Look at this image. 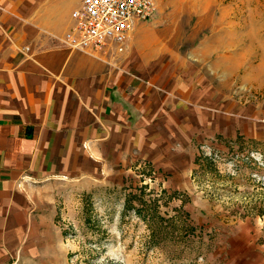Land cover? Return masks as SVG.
Here are the masks:
<instances>
[{"label": "rangeland", "instance_id": "374dc122", "mask_svg": "<svg viewBox=\"0 0 264 264\" xmlns=\"http://www.w3.org/2000/svg\"><path fill=\"white\" fill-rule=\"evenodd\" d=\"M14 1L4 0L5 14ZM47 1L18 0L26 13ZM156 5L139 34L155 40L182 88L195 83L210 113L227 120L214 125V142L196 145L200 163L180 188L149 165L125 183L41 185L29 264H264V0ZM182 214L194 233L179 243L169 231L181 227ZM152 229L160 231L156 243Z\"/></svg>", "mask_w": 264, "mask_h": 264}, {"label": "crops", "instance_id": "0c3cea01", "mask_svg": "<svg viewBox=\"0 0 264 264\" xmlns=\"http://www.w3.org/2000/svg\"><path fill=\"white\" fill-rule=\"evenodd\" d=\"M80 1L49 0L26 13L16 0L11 14L0 1V264L34 262L26 256L37 245L44 183H125L149 165L180 188L196 145L214 142V125L227 120L210 113L195 83L182 88L155 40L139 34L142 23L123 51L64 44Z\"/></svg>", "mask_w": 264, "mask_h": 264}, {"label": "built area", "instance_id": "2783aa9c", "mask_svg": "<svg viewBox=\"0 0 264 264\" xmlns=\"http://www.w3.org/2000/svg\"><path fill=\"white\" fill-rule=\"evenodd\" d=\"M156 10V0H81L71 12L73 22L63 42L77 50L115 46L123 51L131 32Z\"/></svg>", "mask_w": 264, "mask_h": 264}, {"label": "trees", "instance_id": "16d2710c", "mask_svg": "<svg viewBox=\"0 0 264 264\" xmlns=\"http://www.w3.org/2000/svg\"><path fill=\"white\" fill-rule=\"evenodd\" d=\"M240 138L241 137H238L237 140H239ZM262 150L264 151V148ZM195 163L196 164L200 163V159L196 158ZM260 213L263 214L264 213L263 210L262 212L260 211ZM159 220H162V218L158 219V222ZM180 222H181V227H176L172 225L173 230L169 232L173 235L174 240L178 241L179 243H183V242H187L191 237H193L194 229L190 228L191 226L186 223V217L183 214L180 215ZM159 235H160V231H158L157 229H152L150 233V240H152L153 243H156L158 241Z\"/></svg>", "mask_w": 264, "mask_h": 264}]
</instances>
